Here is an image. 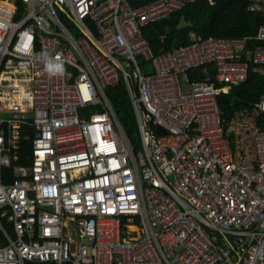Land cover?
Segmentation results:
<instances>
[{"label": "built area", "instance_id": "2783aa9c", "mask_svg": "<svg viewBox=\"0 0 264 264\" xmlns=\"http://www.w3.org/2000/svg\"><path fill=\"white\" fill-rule=\"evenodd\" d=\"M196 1L0 0V264H264V93L250 160L217 100L264 76V46L191 36L155 56L142 35ZM120 82L137 146L105 95Z\"/></svg>", "mask_w": 264, "mask_h": 264}, {"label": "trees", "instance_id": "16d2710c", "mask_svg": "<svg viewBox=\"0 0 264 264\" xmlns=\"http://www.w3.org/2000/svg\"><path fill=\"white\" fill-rule=\"evenodd\" d=\"M147 1L131 0V6L137 7ZM212 2L210 4L207 0H198L186 5L181 11L142 28V35L153 55L159 56L176 48L190 45L193 42L191 36L200 40L208 38L244 39L246 48L250 49L257 45L264 46V41L254 39L258 29L264 25V15L260 12L249 11V0H212ZM181 16L186 21H191V28L176 29ZM140 67L145 74L153 72L147 64L140 63ZM208 70L214 78L215 72L211 65H208ZM187 77L195 81L205 78L198 68L188 71ZM223 86L222 83L215 81V87ZM263 93L264 76L249 71L246 81L237 86H229L225 93L219 94L217 100L224 125L227 127L238 112H251ZM105 95L124 134L137 146L139 144L137 125L125 86L120 82L114 87L105 89ZM256 122L261 127L263 120L258 118ZM20 146L21 164L26 165L28 162L25 157L29 152L30 143L27 140H21ZM4 176L6 177L4 183H8L11 179V170L3 169ZM4 226L10 229L7 223H4Z\"/></svg>", "mask_w": 264, "mask_h": 264}, {"label": "rangeland", "instance_id": "374dc122", "mask_svg": "<svg viewBox=\"0 0 264 264\" xmlns=\"http://www.w3.org/2000/svg\"><path fill=\"white\" fill-rule=\"evenodd\" d=\"M252 118L250 116H245L244 114H237L232 121V133L235 135L234 146L243 154V157L247 160L253 157V138L252 133L245 129V126H249L252 123ZM250 127V126H249Z\"/></svg>", "mask_w": 264, "mask_h": 264}, {"label": "crops", "instance_id": "0c3cea01", "mask_svg": "<svg viewBox=\"0 0 264 264\" xmlns=\"http://www.w3.org/2000/svg\"><path fill=\"white\" fill-rule=\"evenodd\" d=\"M259 75V74H258ZM262 76V75H261ZM237 86V85H236ZM257 104V103H256ZM255 104V105H256ZM255 109V106H254V108L252 109V111L251 112H249V111H244V112H238V113H236L235 114V117H236V115L237 114H244L245 116H250L251 117V115H252V113H253V110ZM252 118V117H251ZM234 119V118H233ZM233 119H232V121H233ZM232 121L228 124V125H232ZM252 121H253V118H252ZM253 123V122H252ZM227 125V126H228ZM230 125V126H231ZM262 125V124H261ZM249 126H250V124H249ZM249 126H245V129L246 130H249L250 131V129H249ZM232 128H231V130H230V128H229V131H228V133H227V138H228V140H229V142H230V144H231V147H232V153L233 154H235V155H238V156H240V157H242L243 159H247V158H245V157H243V154L242 153H240L239 152V150L238 149H236V147L234 146V143H235V139H236V137H235V135H233V133H232ZM252 136V138H253V135H251Z\"/></svg>", "mask_w": 264, "mask_h": 264}, {"label": "water", "instance_id": "95a60500", "mask_svg": "<svg viewBox=\"0 0 264 264\" xmlns=\"http://www.w3.org/2000/svg\"><path fill=\"white\" fill-rule=\"evenodd\" d=\"M191 27H192L191 21H186L183 16H181L178 24L176 25L177 30H180L182 28H191Z\"/></svg>", "mask_w": 264, "mask_h": 264}]
</instances>
